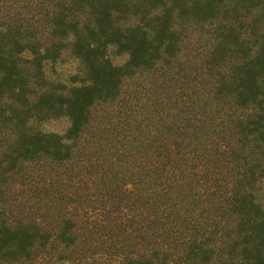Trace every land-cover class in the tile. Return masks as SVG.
Here are the masks:
<instances>
[{
  "label": "trees",
  "instance_id": "obj_1",
  "mask_svg": "<svg viewBox=\"0 0 264 264\" xmlns=\"http://www.w3.org/2000/svg\"><path fill=\"white\" fill-rule=\"evenodd\" d=\"M0 264H264V0H0Z\"/></svg>",
  "mask_w": 264,
  "mask_h": 264
},
{
  "label": "rangeland",
  "instance_id": "obj_2",
  "mask_svg": "<svg viewBox=\"0 0 264 264\" xmlns=\"http://www.w3.org/2000/svg\"><path fill=\"white\" fill-rule=\"evenodd\" d=\"M122 59L123 57L116 58L114 60L120 62ZM72 65L73 63L69 61L64 64L57 65L56 68L58 69L59 73L63 75L71 70ZM39 126L45 132L62 133L63 130L67 127V120L63 117H60L57 119L44 121Z\"/></svg>",
  "mask_w": 264,
  "mask_h": 264
}]
</instances>
